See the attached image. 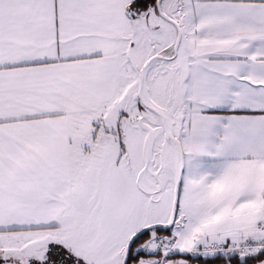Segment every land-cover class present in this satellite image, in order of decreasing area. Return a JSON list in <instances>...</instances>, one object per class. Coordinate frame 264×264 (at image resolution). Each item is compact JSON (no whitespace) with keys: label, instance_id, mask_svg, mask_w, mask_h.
<instances>
[{"label":"snow or ice","instance_id":"obj_1","mask_svg":"<svg viewBox=\"0 0 264 264\" xmlns=\"http://www.w3.org/2000/svg\"><path fill=\"white\" fill-rule=\"evenodd\" d=\"M0 264H264V0H0Z\"/></svg>","mask_w":264,"mask_h":264}]
</instances>
